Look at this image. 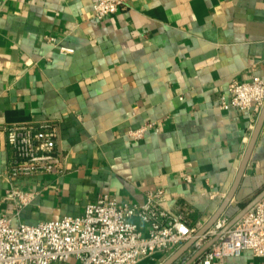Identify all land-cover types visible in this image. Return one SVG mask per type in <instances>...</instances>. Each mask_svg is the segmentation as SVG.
<instances>
[{"label": "crops", "instance_id": "1", "mask_svg": "<svg viewBox=\"0 0 264 264\" xmlns=\"http://www.w3.org/2000/svg\"><path fill=\"white\" fill-rule=\"evenodd\" d=\"M95 1L0 0V215L17 220L4 199L5 127L51 122L55 170L17 181L34 192L20 220L80 215L102 193L141 204L147 191L163 189L162 206L181 205L196 232L229 190L257 118L221 108L219 95L232 80L264 77V0H126L102 19L92 16ZM150 121L141 138L130 136ZM263 189L264 122L221 216L230 221ZM173 251L136 264H161ZM211 264H264V257L243 250Z\"/></svg>", "mask_w": 264, "mask_h": 264}, {"label": "built area", "instance_id": "2", "mask_svg": "<svg viewBox=\"0 0 264 264\" xmlns=\"http://www.w3.org/2000/svg\"><path fill=\"white\" fill-rule=\"evenodd\" d=\"M125 4L126 0H96L92 16L105 18ZM45 38L57 44L55 37ZM58 49L61 53L73 50L65 46ZM263 102L264 77L260 76L250 81L232 80L219 95L221 108L248 110L255 116ZM153 126V121L146 122L129 134L138 139ZM5 135L11 154L4 172V199L15 206L13 217L17 220L0 215V264H68L71 259L77 264H136L156 251H173L195 233L181 205L173 211L162 206L163 189L147 191L141 204L118 202L102 193L80 215L25 223L19 219L20 210L33 200L34 192L23 189L17 181L55 170L59 157L56 128L51 122L12 124L5 127ZM185 180L191 181V176L186 175ZM134 217L146 225L145 230L138 228ZM228 222V217L220 216L197 240L203 243L217 236L198 264L238 256L243 250L264 257V196L226 227Z\"/></svg>", "mask_w": 264, "mask_h": 264}, {"label": "water", "instance_id": "3", "mask_svg": "<svg viewBox=\"0 0 264 264\" xmlns=\"http://www.w3.org/2000/svg\"><path fill=\"white\" fill-rule=\"evenodd\" d=\"M263 122H264V102L257 115L254 127L251 131L249 140L247 142L242 159L236 171L235 177L225 197L222 199L221 203L215 209L213 214L208 218V220L191 237H189L185 242L179 245L170 254V256L161 264H173L175 261H177L193 244H195V242L202 235L206 233V231L212 226V224L226 211L227 207L231 203V200L234 198L237 189L241 183L243 174L245 172L253 147L256 143V140L262 128ZM263 196H264V189L259 193H257L254 197H252L245 205H243L230 219L226 227H229L232 223H234L245 211H247ZM216 237L217 236L212 237L211 239L203 243L201 246H199L182 264H192L193 262L198 260L201 257V255L208 250L209 246L216 239Z\"/></svg>", "mask_w": 264, "mask_h": 264}, {"label": "rangeland", "instance_id": "4", "mask_svg": "<svg viewBox=\"0 0 264 264\" xmlns=\"http://www.w3.org/2000/svg\"><path fill=\"white\" fill-rule=\"evenodd\" d=\"M68 264H77V262H76V260L71 259V260L68 262Z\"/></svg>", "mask_w": 264, "mask_h": 264}]
</instances>
